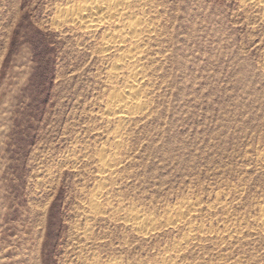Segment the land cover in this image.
Instances as JSON below:
<instances>
[{
    "label": "rangeland",
    "instance_id": "obj_1",
    "mask_svg": "<svg viewBox=\"0 0 264 264\" xmlns=\"http://www.w3.org/2000/svg\"><path fill=\"white\" fill-rule=\"evenodd\" d=\"M72 2L0 0V264H264L260 11L151 0L149 114L126 125L104 180L111 61L99 53L102 32L57 22ZM102 185L107 206L93 217L86 206ZM179 206L197 211L168 226ZM129 207L152 233L132 229Z\"/></svg>",
    "mask_w": 264,
    "mask_h": 264
},
{
    "label": "bare ground",
    "instance_id": "obj_2",
    "mask_svg": "<svg viewBox=\"0 0 264 264\" xmlns=\"http://www.w3.org/2000/svg\"><path fill=\"white\" fill-rule=\"evenodd\" d=\"M241 5L260 11V20L264 22V0H241ZM155 9L156 7L151 0H73L72 5L60 9L57 13L56 18L59 24L78 28L91 37H95L98 33L101 35L102 32L99 53L104 57L103 59L111 61V65L105 71L107 89L105 91V103L102 104V114L99 116L106 119L108 123L110 121L115 123L114 138L112 139L113 151L108 154L99 148L100 151L97 155L101 161L99 175L105 177L104 180L112 177L117 170L115 169L117 166L116 155L123 144L119 139L125 135L126 125L149 114V102L143 97L146 91L153 87V84L149 83L151 79L147 77L145 72L144 62H146L145 52L147 51H145L144 46L152 39L155 40L158 34L159 24L154 15ZM261 69L264 71V61L261 64ZM262 157L264 158V151ZM118 162L121 161L118 159ZM105 185L98 187L97 190L94 188V196L92 194V198L89 199L90 201L88 200L86 207L93 217L100 213L101 208L107 206L102 201L103 197L105 198ZM112 190L111 188V193ZM182 208L179 206L168 211L169 219L166 222L168 226H175L179 221L195 214L192 212L197 211L194 208L193 210ZM123 212L130 218L128 220L131 221V227L137 233L147 235L154 230L149 218H142L141 216L144 215H140L136 208L129 207ZM128 220L126 223L130 222ZM261 226L264 229V223ZM190 239L187 240L186 238L185 240L188 242ZM175 256H173L174 259ZM165 257L168 256L165 255Z\"/></svg>",
    "mask_w": 264,
    "mask_h": 264
}]
</instances>
